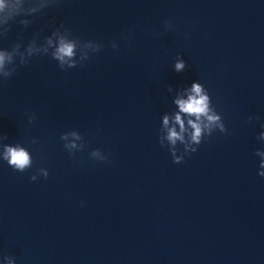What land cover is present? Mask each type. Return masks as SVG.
I'll list each match as a JSON object with an SVG mask.
<instances>
[{"label":"clouds","instance_id":"clouds-1","mask_svg":"<svg viewBox=\"0 0 264 264\" xmlns=\"http://www.w3.org/2000/svg\"><path fill=\"white\" fill-rule=\"evenodd\" d=\"M20 0H14V2L11 5H6L5 0H0V13L5 12L6 8H11L12 11L9 12V17L12 15L18 14L17 5L19 4ZM34 10V9H33ZM165 28H168L171 26V21H165L164 22ZM49 44H51V40L48 41ZM102 45L98 44L94 51L99 52L102 49ZM113 49H117L118 47L113 44ZM75 44L70 41H66L63 37L59 40V46L56 48L55 52L53 53V58L57 61H59L61 70H64V65L67 64L69 68L76 67V61L72 58L75 55L74 52ZM29 55L32 54V49L29 48ZM45 51H47L45 49ZM85 59H88L87 56L84 57ZM8 60L9 63L12 62L11 55H8L4 52H0V75H2L5 79H8L12 77V75L16 72V69L6 70L5 69V61ZM21 63H26L25 61H21ZM185 61L182 59H178L174 64V70L176 72H182L185 69ZM176 104L179 106L180 111L186 114H189L191 116H195L196 121H200L202 118H204L207 123L204 125V128H207L209 132H211L212 128L218 127L222 132L225 131L224 122L221 119L220 115H217L213 109L209 106V95L205 92L204 88H202L200 83H193L190 95L186 100L184 99H177ZM32 119H35V113H33ZM253 117H249V120L251 121ZM175 121L180 125L181 132L184 130V124L181 119V116L177 114L175 116ZM31 123V120L29 121ZM164 123L167 125L168 123V117L164 118ZM189 124L192 125V128L194 129V132L191 136V139L196 144H199L201 141V133H202V126L200 123L196 122L194 123L192 120H189ZM73 135H76L73 133ZM261 136L264 137V133H261ZM67 137H62V139H66ZM77 139L80 137L77 136ZM168 140L171 142V144L175 145L177 140H183V136H181L174 128L169 129L168 133ZM66 147H68L66 145ZM71 148H75L76 145L72 144L70 146ZM197 151V148H192L191 153H194ZM264 155V153H259ZM93 156L99 155V150H94L92 153ZM173 163L179 164L183 162L182 157L175 156V151H173ZM3 159L7 162V164L17 172H25L27 169H29L32 166V159L29 155V152L25 150V148L20 147L17 145L16 147L4 146V152H3ZM108 158L105 157L104 161H107ZM262 167H264V164H262ZM43 177L47 178L49 176V172L45 169L40 170ZM262 176H264V173H261ZM32 181H35L37 179L36 175H32L30 177Z\"/></svg>","mask_w":264,"mask_h":264}]
</instances>
